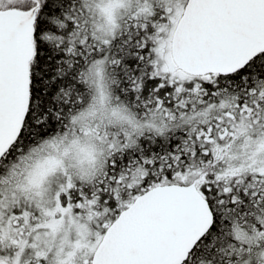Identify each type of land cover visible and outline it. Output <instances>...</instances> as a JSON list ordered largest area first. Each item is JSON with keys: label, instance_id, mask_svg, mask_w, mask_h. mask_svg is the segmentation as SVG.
Segmentation results:
<instances>
[{"label": "snow or ice", "instance_id": "6c2138e0", "mask_svg": "<svg viewBox=\"0 0 264 264\" xmlns=\"http://www.w3.org/2000/svg\"><path fill=\"white\" fill-rule=\"evenodd\" d=\"M0 264H264V0H0Z\"/></svg>", "mask_w": 264, "mask_h": 264}]
</instances>
